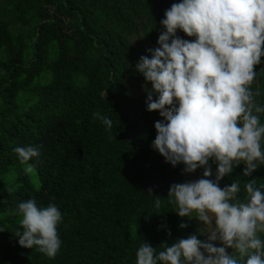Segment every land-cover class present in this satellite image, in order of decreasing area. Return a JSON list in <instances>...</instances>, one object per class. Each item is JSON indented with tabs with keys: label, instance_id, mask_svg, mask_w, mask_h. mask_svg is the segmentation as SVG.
<instances>
[{
	"label": "trees",
	"instance_id": "1",
	"mask_svg": "<svg viewBox=\"0 0 264 264\" xmlns=\"http://www.w3.org/2000/svg\"><path fill=\"white\" fill-rule=\"evenodd\" d=\"M179 2L0 0V264H135L144 242L158 253L190 235L203 241L197 219L179 217L167 197L181 167L152 147L162 117L147 111V96L131 94L147 83L135 68L139 58L151 57L131 38L158 47L160 21ZM254 71L250 90L259 91L254 100L264 107V57ZM28 146L39 148L28 162L34 173H25L14 152ZM209 164L214 179L216 164ZM243 168L219 182H238L239 202L249 180L264 191V165L250 177ZM29 199L40 208L53 203L62 214L54 258L18 244L21 217L11 212Z\"/></svg>",
	"mask_w": 264,
	"mask_h": 264
},
{
	"label": "clouds",
	"instance_id": "2",
	"mask_svg": "<svg viewBox=\"0 0 264 264\" xmlns=\"http://www.w3.org/2000/svg\"><path fill=\"white\" fill-rule=\"evenodd\" d=\"M160 24L159 46L135 66L157 94L153 100L149 92L147 111L162 117L154 124L152 147L173 167L182 163L185 173L203 168L202 178L171 185L167 197L179 217L197 219L208 232L203 241L190 235L165 243L158 253L144 242L135 264H264V240L258 235L264 233V191L249 180L245 202H239L238 182L219 186L240 164L245 177L264 165V124L258 115L264 107L254 100L259 91L250 90L254 68L264 57V0H181ZM178 31L194 40L182 39ZM93 115L112 128L108 117ZM14 152L25 173H34L28 162L39 156V148ZM210 160L216 164L214 179ZM155 203L160 206L159 197ZM11 214L21 217L15 233L20 247L56 256L62 214L55 204L40 208L29 199Z\"/></svg>",
	"mask_w": 264,
	"mask_h": 264
},
{
	"label": "rangeland",
	"instance_id": "3",
	"mask_svg": "<svg viewBox=\"0 0 264 264\" xmlns=\"http://www.w3.org/2000/svg\"><path fill=\"white\" fill-rule=\"evenodd\" d=\"M131 42L140 52H143V53H148L147 50L151 48L149 41L145 38H142V36L132 37ZM149 92H151L152 99L155 100L157 97V94L152 91L151 83L147 82V83H145V85L143 86L142 89L133 90L131 92V94L135 97H139V96H147L148 97ZM179 165L181 167L179 183L195 181L199 178H202V175L197 170L193 173H185L183 171L184 165L182 163H180ZM195 224H196L197 228L199 229V231L201 232V234L203 235V240H205L206 239L205 234L208 232V227L204 226L202 224V222H199L198 220L196 221ZM216 246H220L219 242H216ZM228 251H231V250L229 249Z\"/></svg>",
	"mask_w": 264,
	"mask_h": 264
}]
</instances>
